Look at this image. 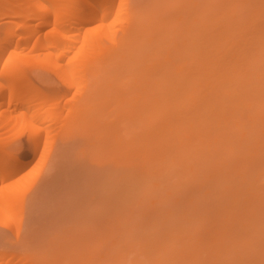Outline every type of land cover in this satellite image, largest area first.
<instances>
[{
  "label": "rangeland",
  "instance_id": "374dc122",
  "mask_svg": "<svg viewBox=\"0 0 264 264\" xmlns=\"http://www.w3.org/2000/svg\"><path fill=\"white\" fill-rule=\"evenodd\" d=\"M128 1L132 19L143 25L131 50L102 60L120 40V24L115 38L102 39L104 49L96 46L99 53L73 44L88 56L94 47L97 88L91 104L81 98L90 108L71 114L79 93L96 83L86 69L89 87L84 81L76 85L83 92L73 86V96H62L61 105L75 97L62 116L55 97L53 107L41 109L60 116L47 113L40 146L13 173L30 169L23 184L0 185V195H15L18 206L9 214L11 228H0V251L40 264H264V79L259 86L252 70L245 81L257 88L245 82L235 97L222 92L235 87L223 77L233 68L248 73L259 58L264 0ZM210 15L215 20L208 17L205 27ZM39 51L24 50L26 64L36 63L26 70L35 86L53 93L56 70L41 67L46 55ZM258 63L254 71L264 76V54ZM21 143L6 151L25 155L27 138Z\"/></svg>",
  "mask_w": 264,
  "mask_h": 264
},
{
  "label": "bare ground",
  "instance_id": "6f19581e",
  "mask_svg": "<svg viewBox=\"0 0 264 264\" xmlns=\"http://www.w3.org/2000/svg\"><path fill=\"white\" fill-rule=\"evenodd\" d=\"M233 14L235 18L236 15L235 13ZM16 17L18 18L19 21L17 20ZM208 17L210 20L212 18H213V21L215 20V18L212 15L207 16V18L204 19L205 22L203 23L205 27H208V24L206 23ZM14 18H16L17 21ZM0 20H1L0 23L3 26L1 27L2 29L0 28L1 29L0 30V185L3 188H7V189L14 188L15 189V187H17V185L20 184V182L23 184L22 179L27 177V174H28L27 171H29L30 169L26 171L25 175L21 173L20 177H13V173H15V171L21 168L22 166L24 167V165L27 164L28 161H30V158L34 156L37 150V147L40 146L39 145L40 138L43 135L42 129L44 128L43 125L44 123L46 124L45 120L48 118L47 121H49L50 123L49 117L48 116L46 117L47 113L48 115L52 113L55 116H57L56 118H58V116H60L63 113L62 106L70 107V104L74 102L72 99L75 97H73L72 99L68 98L69 97L68 95L71 96L73 94V93L72 94L70 93L71 91L69 92V89L73 88L74 86L75 87L74 89L78 91V92L75 91V93L77 94L81 91V88H82V86L81 87L77 86L76 88L77 84L81 85L82 84L81 82L85 81V85L88 86L86 81H88L89 78L86 77V79L87 78L88 79L83 80V78L85 77L86 69L88 72L90 73L92 72L91 74H93L92 75L93 81L89 79L90 83L96 81V79L94 80V77H95L94 74L96 73L95 67L94 65L92 67L93 63L89 62L90 59H92L91 53H92V50H94V47L97 48V53H99L98 49H100L102 46L106 47V45H103V42L105 43V41L102 39L103 38L105 39L106 38L105 36L107 35H109L108 38L111 37L110 33L113 34L115 38V33L118 32L117 26L120 24L119 25L121 26V28H119V30H121L120 40L114 39L113 40L114 45L112 49L106 50L105 48V53L102 52L103 55L105 54V56L104 57L102 56L103 59L102 58L101 59L104 60V63H106L107 60L105 61V59H109V58L113 59L119 56L122 57V55L126 51L131 50L132 43L138 37L141 29H143V25L138 23V21H135L132 19V16L130 15V11H129V1L128 0H0ZM48 26L51 28H48ZM44 28H46V30L43 31ZM153 37L154 36L152 35H147L146 42L151 43L154 39ZM211 37L214 38L216 36H211ZM112 39L113 38H111L110 40ZM190 40L191 42L189 43L193 45L199 43L196 37H193V38L191 37ZM213 40L214 39H212V42L215 41ZM12 43L14 44V46L12 45L13 46L12 49H10L8 54L4 57L2 54H4V51L6 53L5 48L7 46H10ZM73 44H84V45L86 44L87 46L93 45L94 47L89 48L92 50L90 52V56H88L85 53L87 51L85 50L84 45H80V47H78L77 45L78 48L76 47L77 50L75 49L76 51H74L72 48L75 45ZM98 44L101 46H98ZM258 44H261V45L259 46V48H257L256 55L257 57L259 56L260 59L258 58L255 60V62H252V64L250 63L251 65L253 66L255 65V66L251 70L248 69L246 71L248 73H244L243 70L240 73V70L238 71L237 68H233L235 72L233 73L234 75L232 74V76H225L222 78V80L224 79L227 81L234 82L235 87L234 89H232V91L231 90L229 91V89H223L222 91L224 92V90H226L225 94L228 97H235L236 95L235 92L237 91L236 88L238 89L239 87H242V84L246 82L245 81L246 76L249 75L247 78L252 76V73H250V71L252 72L253 70V73L256 72V74L254 73L256 75L255 81L259 80L258 83L260 82L262 77L264 79V76L263 75L261 76L262 72L259 73L258 67L256 69L258 71H254L256 66H259L258 62L259 60H261V56L264 54V39H261ZM7 48H10V47H7ZM26 48L27 49L29 48L30 51L40 50L41 52H44V55H46V58L45 56L43 58V61L45 62V63L43 62L44 65L46 64V62H48V65H49V62L51 61L50 62L52 63L51 67L50 65L49 67L48 65H45V66L43 65L41 67L44 68V70L45 69H47V71L50 70V73H53L56 70V72H54L53 74H55L56 77L58 76L57 78L56 77L54 78L53 75L51 74L49 75L52 76L51 80L52 78L59 80V82L57 81L55 82L56 84L54 83V79L52 80V82L54 83V86L55 85L57 86V87L56 86L53 87V89L55 88L54 91L56 90L57 92H54L51 90L53 93H48V91L46 92L41 87L39 89L37 85L35 86V84L37 83H35L34 81L37 82V80L34 79V76H33L34 73L32 74L33 79H34L33 81L32 77H30L31 75L30 71H27L26 68L27 66H30V65L35 66L36 63L31 62L34 65H32L31 63L26 64V60H29L27 59V56H28L27 53H24V50ZM102 48L104 49V47ZM86 49L88 50V48ZM69 53H72V54L68 55ZM31 55H33L32 56L33 58H36L38 56L37 55L36 57H34L33 53ZM64 58H66V60L64 61V63L63 61L61 63L60 60ZM88 62H89V65H91L90 67H87ZM98 64L100 65L99 66L100 70L104 68L103 66H101L102 64L100 62H98ZM91 67L93 69H91ZM52 69H55V70L52 71ZM141 70H140L141 72H144L143 71L144 68H142ZM176 70L177 72L181 71L182 66H178ZM257 72L259 73L258 76H257ZM38 75H41V74H38ZM36 78H38V76ZM127 81H124L126 85H128L127 83H129ZM247 82H250L251 84H253V86H256L255 88L258 87L257 83H254L253 80L248 81L247 79ZM247 82L246 84L248 85ZM262 82H264V80ZM57 83H60V85H57ZM97 83L98 82L96 81L95 84H92L93 89L91 87L90 89L91 92L88 90L87 92L86 89H83L84 92L81 91L83 92V94L81 93L82 96L79 93L78 96L80 100L78 97H76V99L78 100V101L75 100L76 104L74 102V105H76L75 106L76 110L75 111L72 110L73 113L70 111L71 114H75V113L76 115H78V113L80 114V111H81L80 107L81 106L83 107V105L86 111L90 108L91 105L90 106L88 105L91 104V101H88V100H90L91 98H94L93 91H95L94 89L97 88L96 87ZM124 83L121 82L120 85L126 86ZM235 83L237 84V87ZM260 84L261 82L259 83V86ZM60 86H61V90H57V88L60 89ZM168 89L170 90V87H168ZM67 92L69 93L67 94ZM85 92H87L88 95ZM65 94L68 97L66 96L64 98H67L68 100H66L65 103L63 100L62 103L64 105H61V98L62 96H65ZM52 97H55L56 101L59 99L58 101L59 103L55 102L54 104L53 99L55 98H52ZM81 98H83L84 101L88 102V105L86 106H88L89 108L85 106L86 102H84L82 105ZM50 99H52L53 101ZM69 100H72L71 103H69L70 102ZM120 101L122 100L120 99L118 101L119 103L118 105H122L126 100L124 102L122 101L123 103ZM78 103L80 106L78 105ZM51 104L52 105L54 104L53 105L54 107L60 104V107L59 106L56 107V110H58L57 108L60 109L57 111V113H60V115L56 114V110L53 111L52 109L51 110L55 113H53L51 110H50L51 111L50 113L47 110L46 112L42 111L44 107L46 108L47 105H51ZM66 110L67 112H69L68 108H66ZM82 113L80 114V117L81 115L82 116L85 115L84 113L83 114ZM50 116H53V115H50ZM72 116L70 115L69 117L71 118ZM45 117L46 119L44 120ZM61 119H63V117H61ZM144 120H146V117L144 118ZM42 121H43V124H41ZM56 121L57 123L60 122L57 119ZM141 121H143V119ZM52 123L53 122H51V124ZM46 125H48V123ZM44 129L46 130L47 128L45 127ZM40 133L42 134L41 137H40ZM23 135L26 137H22ZM22 138H24V140L25 138H27V141H28V147H26L27 152L25 155H20L19 153H11V152H8L9 150L6 151V148L9 147V145L7 144L9 143L19 144L21 143ZM40 153L43 154V152H40ZM22 174L24 176H22ZM7 191L10 192L11 190H7ZM14 196L15 195L13 194H3V191L0 195V228L3 229L2 231L0 229V231L2 233L5 230L4 228H8V229L11 228V225L9 223L11 218L9 214L14 209L18 208V206L17 208L14 206ZM15 203H16V200H15ZM16 238L17 236L15 237V240ZM7 253L6 252L4 253V250L3 252L0 251V264H40L38 262V258L35 259L36 257L32 254V252L31 253L26 252V253L29 254V257H30V254H32V256H34L35 258L33 257L29 258L27 259V261H24L22 256H20L21 259L16 260L17 256L13 255V253L12 255H10L11 252L9 254ZM19 254H21V252H19L18 255Z\"/></svg>",
  "mask_w": 264,
  "mask_h": 264
}]
</instances>
